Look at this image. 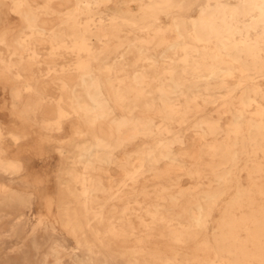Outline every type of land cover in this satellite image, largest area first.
<instances>
[{
  "label": "clouds",
  "instance_id": "9594fccd",
  "mask_svg": "<svg viewBox=\"0 0 264 264\" xmlns=\"http://www.w3.org/2000/svg\"><path fill=\"white\" fill-rule=\"evenodd\" d=\"M17 9L0 45L32 37L0 71V192L122 264H264V0H0V24Z\"/></svg>",
  "mask_w": 264,
  "mask_h": 264
},
{
  "label": "bare ground",
  "instance_id": "6f19581e",
  "mask_svg": "<svg viewBox=\"0 0 264 264\" xmlns=\"http://www.w3.org/2000/svg\"><path fill=\"white\" fill-rule=\"evenodd\" d=\"M148 0H145L147 3ZM227 3V0H223ZM42 6V5H41ZM69 6L66 10H56L55 5L52 6V11L54 12H68L70 8L74 5ZM203 5H199L194 12L187 13L186 15L191 19H196L202 10ZM134 10H138L134 7ZM101 12L107 11L109 15L115 11V9L105 10L101 9ZM20 10H12L5 14L4 22L0 24V32H6L9 30V26L12 25L9 20V14L15 15L21 21V16L19 14ZM98 19L104 18L100 17L99 13L96 14ZM184 15V14H181ZM85 19L82 17L81 20ZM22 22V21H21ZM162 23H170L171 21L166 17H161ZM59 20L56 16H51V21L44 20L42 17L41 21L38 22L37 27L43 28L45 34L51 32L52 28L56 27ZM50 24V25H49ZM67 31V30H66ZM68 34H71L68 32ZM32 37L31 30L23 32L14 33V39L9 38V47H4L0 45V52L4 53L3 60L4 64L0 65V71H4L6 67L10 68L11 65L17 64L20 57L18 55H12L19 47L20 44L16 43L24 42L27 38ZM39 37H33L32 43H35ZM95 43V41H93ZM83 48V45H81ZM50 45L41 44L37 46V55L47 54L50 51ZM13 73L16 69L12 68ZM212 111V110H210ZM215 119V117H213ZM227 123V119L225 120ZM223 126V125H222ZM191 135V134H190ZM7 167H14V165L8 163ZM182 188L184 192L190 191L189 187H186L182 182ZM9 192V193H8ZM16 207L18 210L14 212H4L0 210V244L5 241V239H21L23 246L20 248V254L17 258H6L0 264H120L114 257L113 250L111 247V242L105 240L103 243H98L94 247H81L78 241H75V246H70L66 239L59 237L58 229L55 224L50 222L46 223L45 219H49L51 215V209H48V215H45V219L38 221L37 226L32 229V232L27 233L25 231V221H27V216L23 213H18L20 210L30 209L31 213H35L34 205H32L30 198H24L19 192L11 189H5L0 192V207ZM36 210V209H35ZM45 211V210H44ZM46 213V212H45ZM179 209L173 213L172 218L175 219L176 223L173 227H179L185 223V219L180 218ZM214 219L220 221L225 227L228 224L227 216H221L217 213ZM100 231H103L101 227ZM57 234L58 237L57 238Z\"/></svg>",
  "mask_w": 264,
  "mask_h": 264
},
{
  "label": "rangeland",
  "instance_id": "374dc122",
  "mask_svg": "<svg viewBox=\"0 0 264 264\" xmlns=\"http://www.w3.org/2000/svg\"><path fill=\"white\" fill-rule=\"evenodd\" d=\"M69 6H66L64 8H60L59 5H55V9L56 10H66V8H68ZM51 21V16H45L44 20ZM9 20L11 22L12 25H19L21 23V21L19 20V18L15 15L9 14ZM50 25V24H49ZM113 175H116L115 170H113ZM184 185L186 187H189V184L187 181H183ZM9 193V192H8ZM36 209V210H35ZM1 211L4 212H14V210H18L16 207H0ZM30 209H24V210H20L18 213L21 214H25L27 216V221H25V231L27 233L32 232V229L37 226L38 221H40L41 219H45L44 216L48 215V209L47 207H44L43 205L40 204H36L34 206V211L35 213H31L29 211ZM45 210V211H44ZM52 211V210H51ZM46 212V213H45ZM50 215V214H49ZM46 223L50 222L51 224H55L54 220L51 218V216L49 217V219H45ZM57 229H58V234L59 237L62 239H66L68 244L70 246H75V241L74 239L69 238L66 234L65 231L62 229V227L59 224H56ZM23 246V242L21 239H5L4 242H2L0 244V262H3L4 259L6 258H17V256H19L20 254V248ZM111 247L113 250V254L114 257L116 258V260L122 264V258H121V247L119 245V242H111Z\"/></svg>",
  "mask_w": 264,
  "mask_h": 264
}]
</instances>
